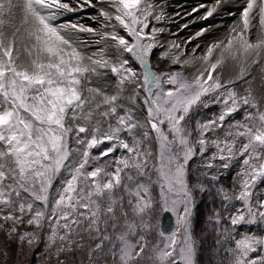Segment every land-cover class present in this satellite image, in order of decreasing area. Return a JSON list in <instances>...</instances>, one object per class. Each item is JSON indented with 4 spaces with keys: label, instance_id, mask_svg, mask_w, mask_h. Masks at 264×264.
Here are the masks:
<instances>
[{
    "label": "snow or ice",
    "instance_id": "1",
    "mask_svg": "<svg viewBox=\"0 0 264 264\" xmlns=\"http://www.w3.org/2000/svg\"><path fill=\"white\" fill-rule=\"evenodd\" d=\"M182 7L0 0V264H264V0Z\"/></svg>",
    "mask_w": 264,
    "mask_h": 264
},
{
    "label": "bare ground",
    "instance_id": "2",
    "mask_svg": "<svg viewBox=\"0 0 264 264\" xmlns=\"http://www.w3.org/2000/svg\"><path fill=\"white\" fill-rule=\"evenodd\" d=\"M200 2H201V0H169V3L172 4V5H176V4L183 5V7L179 9V11H181V12H183L185 8L190 10L194 5H196V4L200 3ZM177 10L178 9L175 8V7H169V9H168L169 13H173V12H175ZM188 19L190 20L191 17H188ZM184 22L185 21H179V23H184ZM177 26L178 25H172L173 31H176ZM201 26H202L201 23L192 24V25H190V29H185L183 32H180L179 35H180V37L191 36ZM193 43H195V41H193Z\"/></svg>",
    "mask_w": 264,
    "mask_h": 264
},
{
    "label": "trees",
    "instance_id": "3",
    "mask_svg": "<svg viewBox=\"0 0 264 264\" xmlns=\"http://www.w3.org/2000/svg\"><path fill=\"white\" fill-rule=\"evenodd\" d=\"M211 210V203L210 200H205V202L203 203L202 206H200L199 208V218L198 221H196V223H198V227H197V232H199L201 229H203L204 227H206V217L209 214ZM209 245H205V250L202 252L201 257H199L203 264H208L209 259H210V252L208 251Z\"/></svg>",
    "mask_w": 264,
    "mask_h": 264
},
{
    "label": "water",
    "instance_id": "4",
    "mask_svg": "<svg viewBox=\"0 0 264 264\" xmlns=\"http://www.w3.org/2000/svg\"><path fill=\"white\" fill-rule=\"evenodd\" d=\"M165 224L168 225V226H171L172 221H171V220H166V221H165Z\"/></svg>",
    "mask_w": 264,
    "mask_h": 264
},
{
    "label": "rangeland",
    "instance_id": "5",
    "mask_svg": "<svg viewBox=\"0 0 264 264\" xmlns=\"http://www.w3.org/2000/svg\"><path fill=\"white\" fill-rule=\"evenodd\" d=\"M203 205V203L202 204H200V206H202ZM200 208V207H199ZM202 254V253H201ZM201 254H200V257H201ZM211 254V253H210Z\"/></svg>",
    "mask_w": 264,
    "mask_h": 264
}]
</instances>
